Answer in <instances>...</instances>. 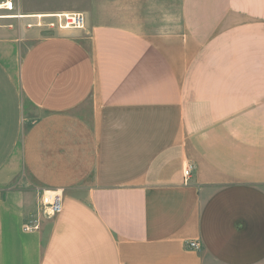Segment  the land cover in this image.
Here are the masks:
<instances>
[{
    "label": "crops",
    "instance_id": "crops-1",
    "mask_svg": "<svg viewBox=\"0 0 264 264\" xmlns=\"http://www.w3.org/2000/svg\"><path fill=\"white\" fill-rule=\"evenodd\" d=\"M13 4L0 264H264V0H180L155 33L85 15L41 33L24 21L59 12ZM42 189L62 191L54 216Z\"/></svg>",
    "mask_w": 264,
    "mask_h": 264
},
{
    "label": "rangeland",
    "instance_id": "rangeland-1",
    "mask_svg": "<svg viewBox=\"0 0 264 264\" xmlns=\"http://www.w3.org/2000/svg\"><path fill=\"white\" fill-rule=\"evenodd\" d=\"M22 9L52 12H80L92 23L120 24L143 32H161L179 28L180 0H13ZM17 12V13H20ZM56 15L58 13H55ZM55 15V16H56ZM29 18L27 28L49 33L59 28L56 17Z\"/></svg>",
    "mask_w": 264,
    "mask_h": 264
},
{
    "label": "built area",
    "instance_id": "built-area-1",
    "mask_svg": "<svg viewBox=\"0 0 264 264\" xmlns=\"http://www.w3.org/2000/svg\"><path fill=\"white\" fill-rule=\"evenodd\" d=\"M0 9H5L9 12L15 10L13 0H0ZM16 16V14H12ZM56 21H58L59 28L69 29L76 28L81 29L85 27L86 20L84 15L80 12H69L68 15L57 16ZM195 168L194 163L188 162L183 169V179L184 183L188 182V178L191 176ZM62 191L61 189L49 190L42 189L40 191L39 203H38V212L43 216H54L60 212L62 208ZM38 217L35 219H29L23 226V230L32 231L37 230L39 223ZM188 245L191 248L199 249L200 244L197 241H188Z\"/></svg>",
    "mask_w": 264,
    "mask_h": 264
},
{
    "label": "bare ground",
    "instance_id": "bare-ground-1",
    "mask_svg": "<svg viewBox=\"0 0 264 264\" xmlns=\"http://www.w3.org/2000/svg\"><path fill=\"white\" fill-rule=\"evenodd\" d=\"M69 13V12H68ZM68 13H58L55 17H57V16H63V15H68ZM36 16V15H35ZM35 16H31V17H35ZM46 17L47 15H37L36 17ZM54 16H52V17H54ZM29 17V16H28Z\"/></svg>",
    "mask_w": 264,
    "mask_h": 264
}]
</instances>
